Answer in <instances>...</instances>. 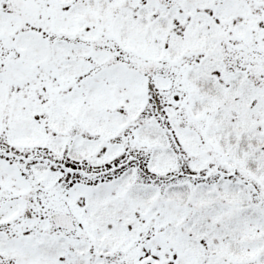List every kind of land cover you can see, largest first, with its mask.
I'll list each match as a JSON object with an SVG mask.
<instances>
[{
    "label": "snow or ice",
    "instance_id": "snow-or-ice-1",
    "mask_svg": "<svg viewBox=\"0 0 264 264\" xmlns=\"http://www.w3.org/2000/svg\"><path fill=\"white\" fill-rule=\"evenodd\" d=\"M0 264H264V0H0Z\"/></svg>",
    "mask_w": 264,
    "mask_h": 264
}]
</instances>
